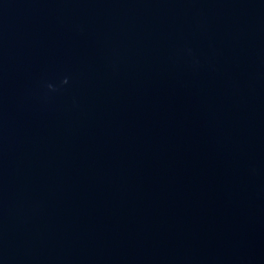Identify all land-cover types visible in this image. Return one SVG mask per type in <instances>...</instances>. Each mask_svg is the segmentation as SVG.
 I'll return each mask as SVG.
<instances>
[{"label":"water","instance_id":"95a60500","mask_svg":"<svg viewBox=\"0 0 264 264\" xmlns=\"http://www.w3.org/2000/svg\"><path fill=\"white\" fill-rule=\"evenodd\" d=\"M0 264H264V0H0Z\"/></svg>","mask_w":264,"mask_h":264},{"label":"clouds","instance_id":"9594fccd","mask_svg":"<svg viewBox=\"0 0 264 264\" xmlns=\"http://www.w3.org/2000/svg\"><path fill=\"white\" fill-rule=\"evenodd\" d=\"M64 83H67V80H65ZM49 87H51V85H49Z\"/></svg>","mask_w":264,"mask_h":264}]
</instances>
